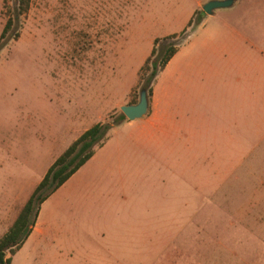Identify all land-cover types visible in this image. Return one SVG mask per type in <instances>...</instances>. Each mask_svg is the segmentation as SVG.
Here are the masks:
<instances>
[{"label":"rangeland","instance_id":"374dc122","mask_svg":"<svg viewBox=\"0 0 264 264\" xmlns=\"http://www.w3.org/2000/svg\"><path fill=\"white\" fill-rule=\"evenodd\" d=\"M16 2L0 0V34ZM73 3L75 8H72ZM94 4L95 0H31L29 12L21 20L20 37L8 42L0 52L1 204L15 193L10 190L9 186L13 185L8 179L16 177L18 172L24 174L27 167L37 161L35 156L50 149L51 134L57 130L59 134L64 133L66 126L61 129L60 126L67 122L62 124L56 112L58 107L67 114L65 116L77 118L85 111L94 112L96 116L118 106L111 113L116 118L122 113L121 107L130 105L129 92L140 74V70L134 73L137 60L129 57L118 60L114 56L107 62L99 60L94 52L103 48L94 45V41L102 39L105 33L113 35L114 32L78 30L72 24H93L116 17L91 15L89 12ZM214 11L216 15L205 14L202 22L207 19L208 27L224 21L239 26L248 38L250 59L256 61L254 131L251 129L248 142L222 143L209 137L202 154L190 159V173L171 177L172 191L169 193L174 199L168 213L162 197L159 198L161 206L155 213L159 211L160 230H168L167 224L162 223L164 216L175 217L174 222L170 221L169 237L159 241V254H152V250L144 254L135 252L128 245L133 244V239H122L123 247L127 246L123 254L127 264H264V95L259 93V90L264 93V0H235L231 7ZM200 25L188 30L180 47L197 36ZM131 50L123 48L124 54ZM233 80L230 75L224 83L225 89L235 85ZM141 90L138 81L131 101L139 102ZM231 93L226 90L224 104H231ZM125 121L117 126L120 142L131 134L129 128H124ZM67 140L64 138L59 144L58 151L67 145ZM112 147H107L101 155L106 150L115 151ZM149 162L150 159L142 160V164L150 165ZM138 177L133 175L128 181L137 182ZM160 178L167 176L149 174L147 178L159 185V192L162 189L158 183ZM76 180L48 198L42 220L53 230H50L51 235L21 251L14 264H95L81 249L87 234H96L93 247L107 248L104 245L107 238L100 236L107 228L112 232L132 231L136 212L129 214L131 218L124 226L125 221L106 210L104 201L91 190L82 193L74 202L70 200L69 207L60 203L76 186ZM184 185L186 190L190 188V195L187 190L185 198L187 201L190 197L189 206H184ZM31 193L22 191L19 195L26 200ZM143 194L152 199L151 190ZM154 195L156 197L157 188ZM71 219L76 221L74 228ZM6 226L7 223L0 222V238ZM60 243L64 255L58 252L59 246H54ZM72 249L75 253L70 251ZM95 257L102 262L110 260L104 252Z\"/></svg>","mask_w":264,"mask_h":264},{"label":"crops","instance_id":"0c3cea01","mask_svg":"<svg viewBox=\"0 0 264 264\" xmlns=\"http://www.w3.org/2000/svg\"><path fill=\"white\" fill-rule=\"evenodd\" d=\"M210 1L215 0H95L89 12L91 15L98 17L104 14L116 17L93 24L88 22L72 24L78 30L114 32L113 35L105 33L102 39L94 41V45L103 48L94 54L103 62H107L112 56L118 60L123 57L137 60L134 73H138L151 55L157 39L179 34L199 11L207 16L216 15V11L208 15L203 10V6ZM72 8H75L74 3ZM206 21L207 19L199 26L197 36L179 47L158 76L149 101L148 113L141 119L125 121L124 128H129L131 134L120 142L116 126L109 140L58 189L60 191L71 185L72 180L76 178V186L60 203L69 207L70 200L74 202L82 193L91 190L97 198L104 201L106 210L118 214L119 220L125 221L124 226L131 218L129 214L136 212V223L132 225V231L112 232L107 228V232L100 233L102 239L107 238L105 241L107 243H104L107 248L93 247L96 234H87L81 249L95 264H127L123 258L127 246L124 245V248L120 242L127 238L133 239V244L128 245L135 252L144 254L146 250H152V254L154 252L159 254V241L161 238L169 237L170 221L174 222L175 217L172 216L170 219V216H164L162 223L167 224L168 230L161 231L159 211L156 214L155 209L159 210L162 197L166 212L170 211V203L174 199L169 193L172 191L171 177L190 173V159L202 154V148L208 144L209 137L216 138L222 143L248 142L251 129L255 127L256 61L250 59L248 38L241 32L239 26L227 21L214 27H208ZM123 48H132L131 53L124 54ZM230 75L235 85L232 84L231 89H225L224 83ZM137 77L135 78L138 82L139 75ZM137 82L133 83L128 100L126 99L130 104L132 103L130 96ZM226 90L232 92L231 104H224ZM259 93L264 95L262 90H259ZM118 108L116 106L104 113L99 112L96 116L94 112L89 114L85 111L78 114L77 118L65 116L67 114L57 108L56 112L62 119V124L67 122L60 126V129L66 126L64 133L59 134L57 130L51 134L50 149H45L35 156L34 159L37 161L31 163L24 174L18 172L16 177L8 179L13 185L9 188L11 187L10 190L15 193L12 198L9 197L3 204L0 203V222L7 223L4 235L55 160L86 130L105 121ZM64 138L69 141L67 140V145L58 151V146L62 144ZM107 147L108 149L112 147L115 151L106 150L104 155H101ZM144 158L150 159L151 167L147 163L142 164ZM127 163L129 167L126 166ZM149 174L167 176L159 179L158 183L162 185L160 192L159 185L148 181ZM133 175L139 176V179L130 183L128 178ZM145 180L147 183L143 184ZM149 190L152 192L151 200L149 195L143 194ZM187 190L190 195V188ZM187 190L184 185V206L191 205L190 197L187 201L185 199ZM22 191L32 193L24 200L19 195ZM58 200H61V197ZM47 202L48 199L39 210L36 224L27 241L11 257V264H14L15 257L29 245L51 235L52 229L42 220ZM71 226L76 227L74 219H71ZM54 246H59L58 252L64 255L65 251L60 250L64 248L62 243ZM65 246H68V242ZM70 251L75 253L73 249ZM101 252L110 256L109 262H102L95 257Z\"/></svg>","mask_w":264,"mask_h":264},{"label":"trees","instance_id":"16d2710c","mask_svg":"<svg viewBox=\"0 0 264 264\" xmlns=\"http://www.w3.org/2000/svg\"><path fill=\"white\" fill-rule=\"evenodd\" d=\"M30 3L31 0H17L0 34V52L8 42L20 37L21 20L29 12ZM204 15L201 11L197 12L181 33L155 41L151 55L141 67L139 74V85L142 90L147 91L149 101L159 73L177 53L182 40L188 36V30L200 25ZM136 103L132 101L131 104ZM125 120L127 118L122 113L116 118L110 114L105 122L86 130L55 160L20 210L10 229L0 238V264H11V257L21 249L30 236L36 224L40 206L93 157L97 149L109 140L113 129Z\"/></svg>","mask_w":264,"mask_h":264},{"label":"water","instance_id":"95a60500","mask_svg":"<svg viewBox=\"0 0 264 264\" xmlns=\"http://www.w3.org/2000/svg\"><path fill=\"white\" fill-rule=\"evenodd\" d=\"M235 0L210 1L203 6V10L207 14H212L215 9L229 8L234 4ZM149 99L145 89L140 92L139 102L121 107L122 114L130 121L141 119L148 113Z\"/></svg>","mask_w":264,"mask_h":264},{"label":"bare ground","instance_id":"6f19581e","mask_svg":"<svg viewBox=\"0 0 264 264\" xmlns=\"http://www.w3.org/2000/svg\"><path fill=\"white\" fill-rule=\"evenodd\" d=\"M17 25V24H16Z\"/></svg>","mask_w":264,"mask_h":264}]
</instances>
